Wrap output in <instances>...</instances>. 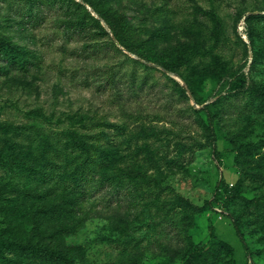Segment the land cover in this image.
<instances>
[{"label":"rangeland","instance_id":"374dc122","mask_svg":"<svg viewBox=\"0 0 264 264\" xmlns=\"http://www.w3.org/2000/svg\"><path fill=\"white\" fill-rule=\"evenodd\" d=\"M107 2L139 39L152 40L148 51L181 66L173 73L107 46L109 32L61 27L55 19L63 16L49 6L30 34L3 29L35 60L34 72L0 83V125L9 127L0 130V264H45L46 247L64 252L70 245L83 250L80 264H183L162 247L179 242L185 211L154 226L176 196L203 207L187 231L198 249L215 235L231 246L235 264H264V226L241 200L255 198L264 211V0ZM250 15L256 17L248 21ZM71 130L88 146L97 175L89 178L80 230L62 234L69 222L52 221L48 202L24 224L8 221L33 205L30 196L24 207L35 188L23 170L28 163L38 158L48 171L56 163L66 187L75 167L85 165ZM220 183L233 192L212 203ZM232 220L242 225L243 242ZM207 264L220 263L211 257Z\"/></svg>","mask_w":264,"mask_h":264},{"label":"trees","instance_id":"16d2710c","mask_svg":"<svg viewBox=\"0 0 264 264\" xmlns=\"http://www.w3.org/2000/svg\"><path fill=\"white\" fill-rule=\"evenodd\" d=\"M47 6L59 10L63 18L57 17L55 22H58L59 25L61 24V27L71 28L72 31L78 34H86L91 30H95L97 33L101 32L106 36H109L110 33L112 37H108L109 41L105 43L107 46L116 47L119 45L126 51L134 53L144 60L152 61L164 66L173 73H178L181 63L169 62L168 64L162 62L160 58L155 57L152 51H148L151 44L150 41L152 40L139 39L136 31L128 21L114 12L107 0H79V2H75L74 0H0V83L2 82L1 80L16 79L18 76L34 72L32 68L34 67L35 60V55L25 44L15 43L9 35L3 32V29H20L30 34L42 22L37 17L40 12L42 13L43 7ZM83 6L89 7L98 16V19H94L91 12L86 7L83 8ZM56 12L55 15H57ZM255 17V15L248 16V21ZM102 21L104 22V26L101 24ZM95 25L98 26L95 27ZM155 35H158V32ZM116 50L119 49L116 47ZM233 78H229L227 83L230 84ZM187 88L195 100H197L194 88L189 84H187ZM216 101L212 104L216 103ZM38 114L41 117H47L41 113ZM8 129V125H0V130L9 132ZM209 131L210 140L214 144L215 133L212 119H209ZM69 136L75 142L73 143L76 144L78 149L86 152L85 165L79 164L78 167H75L70 179H68L70 185L66 187L64 186L65 180L62 179L63 177H61V172L56 163L52 162L51 169L48 171L47 167L42 165L38 158L32 164L28 163L26 167H24V161H16L18 167H24L23 170L27 171L28 176L35 181L34 194L28 195L27 193L24 196V207L28 206L27 201L30 196L34 201L33 205L29 209L26 207L23 213L18 215H14L13 213L7 216L6 219L8 221L20 220V223L24 224L31 213L33 216H40L43 212L42 207L48 202L54 206L53 216L50 217L52 221H57L62 216L64 220L69 222L62 231V234L74 236L80 230L83 220L78 219V217L81 215L83 205L89 199L90 191L88 190V186L91 184L89 178H96L97 175H95L93 168L89 166L93 163L92 154L84 140L78 137V133L74 130L69 132ZM0 154H2V151H0ZM236 166L240 167L239 163ZM241 175L247 176L246 171H241ZM145 178L153 181L152 177ZM215 191V197L211 200L212 203L217 202L219 199L223 202L227 194L233 192V188H229L226 185L223 186L220 183L216 185ZM241 200L246 206L250 205L254 208L256 213L254 222L259 224L260 227L264 226L262 204L255 198L247 199L241 197ZM177 208H181L186 213L185 220L183 217L184 226L177 230L180 240L174 247H170L169 245L162 247L166 257H169L171 260L180 259L183 264H207L211 257H214L215 261L220 264H235L231 256V246L215 235L212 236L211 244L207 249H198L197 247L200 246V243L194 245L188 241L190 236L187 234V231L193 225V216L200 213L203 207L194 205L181 196L174 197L173 205L166 211L165 216L160 221L154 222V226L156 227L163 220H167L169 215ZM56 209H60L61 211L58 215L56 214ZM232 221L236 234L243 242L240 230L242 225H237V221L235 220ZM171 224H175L173 219H171ZM39 228L41 226L37 227V229ZM3 243L11 246L14 245L6 240ZM245 250L248 252L246 246ZM43 252L45 254V264H80L79 258L83 250L70 245L64 252L55 247H46Z\"/></svg>","mask_w":264,"mask_h":264},{"label":"water","instance_id":"95a60500","mask_svg":"<svg viewBox=\"0 0 264 264\" xmlns=\"http://www.w3.org/2000/svg\"><path fill=\"white\" fill-rule=\"evenodd\" d=\"M98 17V16H97ZM103 22V21H102ZM104 23V22H103Z\"/></svg>","mask_w":264,"mask_h":264}]
</instances>
